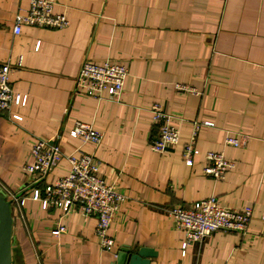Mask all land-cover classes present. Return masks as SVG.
I'll return each mask as SVG.
<instances>
[{"label": "crops", "instance_id": "crops-1", "mask_svg": "<svg viewBox=\"0 0 264 264\" xmlns=\"http://www.w3.org/2000/svg\"><path fill=\"white\" fill-rule=\"evenodd\" d=\"M54 2L67 27H22L15 35L13 16L25 13L29 0H0V62L12 65L9 84L25 97L24 105L0 112V189L24 199L20 213L11 209L12 264H111L124 247L153 251L150 264H264V0ZM105 58L127 67L117 102L75 90L82 61ZM154 105L181 122L179 144L162 154L150 146L159 134ZM76 120L103 132L95 151L100 174L125 196L110 252L99 247L95 217L42 209L26 192L30 146L57 136L61 149L72 151L78 141L68 132ZM192 121L212 125L199 129L189 167L181 152ZM227 137L239 145L226 144ZM207 152L233 161L224 180L203 174ZM211 195L228 208L251 206L248 230L215 231L182 255L184 234L168 211Z\"/></svg>", "mask_w": 264, "mask_h": 264}, {"label": "built area", "instance_id": "built-area-1", "mask_svg": "<svg viewBox=\"0 0 264 264\" xmlns=\"http://www.w3.org/2000/svg\"><path fill=\"white\" fill-rule=\"evenodd\" d=\"M54 3V0H29L28 10L13 16L12 32L18 35L22 27L37 26L46 29L67 27L66 17L53 12ZM11 71L10 63L0 62V112L7 111L12 105L22 106L25 103V97L15 93L9 84ZM127 77V67L121 61L111 58L99 61L85 59L75 79V90L95 101L117 102ZM176 89L190 91L181 85H176ZM151 112L152 122L159 125V134L150 146L153 151L162 154L179 144L178 124L181 122L179 120L175 122L173 117L158 105H154ZM10 118L21 121V116L17 114H11ZM210 125L212 123L209 121L190 122L191 135L181 152L185 165L192 166L193 156L198 152L194 147V141L199 129ZM68 135L78 141L68 153L61 149L57 136L54 139H38L30 146L31 161L23 166L28 181L26 192L29 193L30 200L41 203L42 209H59L63 216L76 211L86 217H95L94 233L99 247L110 252L114 245L110 235L113 217L119 211L125 196L114 183L106 182L100 174L101 162L95 151L102 144L104 134L92 123L76 120ZM225 143L234 147L239 145L235 137H227ZM86 146L92 151H86ZM204 160L203 174L216 181L224 180L234 166L233 161L225 158L222 153L207 152ZM63 164L66 166L64 172L55 175V171ZM0 192L9 201L10 208L17 214L20 213L24 201L21 194L5 187H1ZM252 214L251 206L228 208L214 195L188 206H173L168 211L175 228L184 234L180 246L182 255L188 243H200L215 231L245 235ZM56 230L64 233L66 228L64 225H57Z\"/></svg>", "mask_w": 264, "mask_h": 264}, {"label": "water", "instance_id": "water-1", "mask_svg": "<svg viewBox=\"0 0 264 264\" xmlns=\"http://www.w3.org/2000/svg\"><path fill=\"white\" fill-rule=\"evenodd\" d=\"M13 216L10 203L0 192V264H12ZM155 256L153 251L146 248H122L111 264H150L149 258Z\"/></svg>", "mask_w": 264, "mask_h": 264}]
</instances>
